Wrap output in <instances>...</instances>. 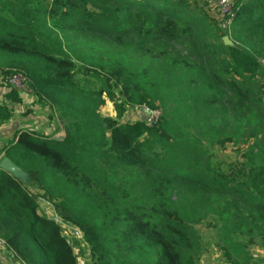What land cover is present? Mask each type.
Listing matches in <instances>:
<instances>
[{
    "label": "trees",
    "instance_id": "1",
    "mask_svg": "<svg viewBox=\"0 0 264 264\" xmlns=\"http://www.w3.org/2000/svg\"><path fill=\"white\" fill-rule=\"evenodd\" d=\"M8 1L0 76L25 75L65 136L18 127L0 140L34 188L0 168L7 248L23 264H77L61 224L38 211L46 201L91 264H194L207 217L226 264H264L253 247L264 252V0H235L222 34L188 0ZM5 97L20 102L14 88ZM106 100L115 117L98 114ZM141 103L161 109L157 125L121 120ZM12 111L0 102V126ZM209 140L240 153L212 166Z\"/></svg>",
    "mask_w": 264,
    "mask_h": 264
},
{
    "label": "rangeland",
    "instance_id": "2",
    "mask_svg": "<svg viewBox=\"0 0 264 264\" xmlns=\"http://www.w3.org/2000/svg\"><path fill=\"white\" fill-rule=\"evenodd\" d=\"M190 4L198 10L199 14H204L203 17L210 23H213L214 27L219 30V33L222 34L226 29L227 25L223 24V15H221L220 10L218 9L216 0H188ZM0 3L6 6H10V1L8 0H0ZM228 37V35H227ZM222 38V37H221ZM264 64V60L261 61ZM1 88V87H0ZM10 89V88H9ZM7 89V90H9ZM3 90L0 89V92ZM0 93V94H1ZM24 102L27 104H31V101H28L27 98L33 99V96L23 95ZM35 100L33 104H35ZM26 109L29 110V117L26 121V126L29 128L35 127L34 129H40L42 124L39 123L40 119L45 118L46 110L41 106H37V103L34 107H29L26 104H22V112ZM131 108L129 105L125 109L124 115L127 116V121L130 120ZM13 113V112H12ZM18 112H14V116L12 115V119L15 120ZM98 114L100 116H111L115 117L116 113L114 110V105L109 100H106L105 103L98 109ZM123 121V122H127ZM204 150L209 156L210 164L212 166H218L224 168L225 163L231 159H236L240 153L238 149L240 145L235 143H225L219 144L215 141L209 140V142L204 141ZM0 168L5 172L11 173L12 175L17 176L23 184L28 186L30 189L33 188L32 181L19 169L15 168L10 162H6L5 165L1 159ZM38 211L41 214H44L47 217H50L61 224L62 233L68 242L72 245L74 254L76 256L77 264H91L89 257V246L84 241L82 234L78 233L74 228L68 224L61 223L57 215L54 213L52 205L46 201L38 202ZM210 224V225H209ZM196 230L200 234L201 238V253L196 259L194 264H226L223 255V246L220 242L217 231L219 229V225L215 224V220L213 217H207L202 224H198L195 226ZM78 230V229H77ZM114 234V233H113ZM112 234V236H113ZM258 245H254L256 247L255 254L257 255L256 259H259L258 254L262 251L261 248L257 247ZM259 262H263V259H260Z\"/></svg>",
    "mask_w": 264,
    "mask_h": 264
},
{
    "label": "built area",
    "instance_id": "3",
    "mask_svg": "<svg viewBox=\"0 0 264 264\" xmlns=\"http://www.w3.org/2000/svg\"><path fill=\"white\" fill-rule=\"evenodd\" d=\"M235 0H216L218 9L220 10L221 15H223V24L229 25L230 19L228 18L225 20V18L229 17ZM0 85L2 86V92H5V89L14 88L18 90L22 95L27 94L26 90L28 88V78L23 75L22 73H12L9 75L5 80L2 79L0 76ZM28 101H31V104H27L24 102V99L21 100L20 105L22 107V104H26L29 107H34L35 104H33L35 99L27 98ZM36 102V101H35ZM37 103V102H36ZM132 113L133 121H142L146 125L153 126L157 125L162 116V111L159 107L155 106L152 107L150 105H147L146 103L141 104H133L129 106ZM79 234L80 231L75 229ZM7 246L5 242L0 238V251L5 249Z\"/></svg>",
    "mask_w": 264,
    "mask_h": 264
},
{
    "label": "crops",
    "instance_id": "4",
    "mask_svg": "<svg viewBox=\"0 0 264 264\" xmlns=\"http://www.w3.org/2000/svg\"><path fill=\"white\" fill-rule=\"evenodd\" d=\"M0 89H2V86L0 85ZM7 91V89H5V92ZM5 92L1 93L0 94V102H4L8 105H11L12 109H13V116H14V112H18L17 114V117L15 120H13L12 118L5 124L1 125L0 126V140H3L7 137L10 136L11 133H13L18 127H25V128H29L28 126H26V121L28 119V115H29V110L26 109L24 112H22V107L20 105V102L23 98V95L19 92V96H20V102L18 104H13L12 101H10L8 98L5 97ZM27 96H30L28 93L25 94ZM34 99V98H33ZM36 104V103H35ZM37 106H41L42 108H45L46 112H48V108L47 106H42V105H39L37 103ZM125 113V112H124ZM48 114V113H47ZM47 114L45 115V118H41L39 123L42 124V127L41 128H45L46 126H48L49 124H46V116ZM130 120L127 121V116L123 114L121 120L122 121H127V122H130V121H133V118L130 114ZM35 127H32V129H34ZM40 128V129H41ZM38 129V128H36ZM2 159V155H0V161ZM261 254L259 253L258 254V257L259 258H264V252L263 251H260ZM254 257L257 258V255L255 254ZM0 264H23L15 255L14 253L9 250L7 247L3 250L0 251Z\"/></svg>",
    "mask_w": 264,
    "mask_h": 264
},
{
    "label": "water",
    "instance_id": "5",
    "mask_svg": "<svg viewBox=\"0 0 264 264\" xmlns=\"http://www.w3.org/2000/svg\"><path fill=\"white\" fill-rule=\"evenodd\" d=\"M44 133L46 135H49L51 139L61 141L65 136V130L62 126H60V129L56 131L54 124H49L44 128ZM3 164L8 163V159L2 158Z\"/></svg>",
    "mask_w": 264,
    "mask_h": 264
}]
</instances>
